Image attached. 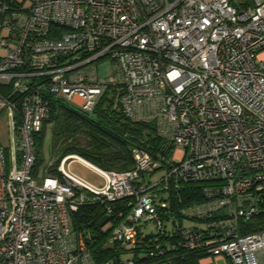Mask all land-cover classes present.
I'll return each mask as SVG.
<instances>
[{"label":"built area","instance_id":"1","mask_svg":"<svg viewBox=\"0 0 264 264\" xmlns=\"http://www.w3.org/2000/svg\"><path fill=\"white\" fill-rule=\"evenodd\" d=\"M0 49V264H96L72 222L88 205L123 248L151 231L150 256L173 237L206 264H264V0H0ZM107 90L172 141L168 166L137 147L120 171L67 154L38 181L34 135L50 101L91 113ZM74 159L102 181L71 172Z\"/></svg>","mask_w":264,"mask_h":264},{"label":"trees","instance_id":"2","mask_svg":"<svg viewBox=\"0 0 264 264\" xmlns=\"http://www.w3.org/2000/svg\"><path fill=\"white\" fill-rule=\"evenodd\" d=\"M0 91L5 92V87L0 86ZM48 122L52 124L51 149L58 157L49 169L52 172L58 160L67 154H76L105 170L130 169L134 165L132 149L135 147L147 151L160 163L158 168H163L168 166L174 149L172 141L156 133L153 123L127 117L114 101V93L107 90L99 98L91 113H84L61 100L50 101L49 118L34 135L37 147L34 171H37L41 162L40 143ZM119 208L123 207L118 206ZM102 215L101 206H82L72 215L73 227L91 233L90 239L86 242L96 264H104L106 261L111 264H122L124 253L122 246L117 242L107 244L109 228L104 230L97 226V221ZM250 225H258V221ZM254 227L252 226L250 230L255 229ZM138 239L140 240L136 246L125 248L131 253V256L125 257L132 258L135 264H201L200 260L206 256L199 250L169 247L167 243L173 242V237L161 239L163 251L159 255L150 256L148 252L153 246V233L145 231Z\"/></svg>","mask_w":264,"mask_h":264},{"label":"rangeland","instance_id":"3","mask_svg":"<svg viewBox=\"0 0 264 264\" xmlns=\"http://www.w3.org/2000/svg\"><path fill=\"white\" fill-rule=\"evenodd\" d=\"M2 50L0 49V52ZM97 68H98V75L102 78H106L109 76V68L111 66L110 59L108 57L101 58L96 61ZM51 130H52V124L48 122L46 124V127L43 130V137L40 143V158L41 162L38 166L39 171L41 172L38 181L42 180L43 176H45V173H43L44 168L51 162H55V160L58 158L57 154L52 152L51 149ZM0 143L4 147L5 154L8 156L9 153V127H8V121H7V112L5 109H0ZM181 147H176L174 154L178 155L180 153ZM88 162V161H87ZM69 169L74 174L80 176L82 179L94 184L98 185L102 178L99 174H97L92 168H90L88 165L84 164L82 161L78 159H74L70 161ZM163 172L161 170L157 171L153 174L152 180L159 178ZM185 199V198H184ZM188 222H184V224H187ZM109 226V222L102 226V229L106 230ZM152 226L151 224L149 225ZM149 227V229H150ZM152 228V227H151ZM83 231V230H82ZM88 232V231H86ZM89 233V232H88ZM91 236V233H89ZM140 240V239H139ZM107 244H111V242L107 241ZM123 248V247H122ZM128 249V247H126ZM125 247L123 248L124 253L123 258L125 256H131V253L127 252ZM127 252V253H126ZM228 262V261H227ZM207 261L204 259H201V264H206ZM217 264H227L225 259H218Z\"/></svg>","mask_w":264,"mask_h":264},{"label":"water","instance_id":"4","mask_svg":"<svg viewBox=\"0 0 264 264\" xmlns=\"http://www.w3.org/2000/svg\"><path fill=\"white\" fill-rule=\"evenodd\" d=\"M108 216H102L98 221H97V226L101 227L107 220H108Z\"/></svg>","mask_w":264,"mask_h":264}]
</instances>
